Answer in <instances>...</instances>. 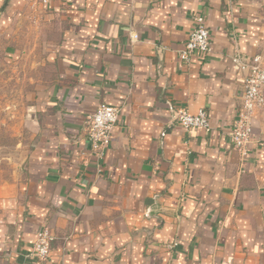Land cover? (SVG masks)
Returning <instances> with one entry per match:
<instances>
[{
    "label": "crops",
    "instance_id": "1",
    "mask_svg": "<svg viewBox=\"0 0 264 264\" xmlns=\"http://www.w3.org/2000/svg\"><path fill=\"white\" fill-rule=\"evenodd\" d=\"M196 14L212 51L184 63ZM237 48L264 60V0H0V69L32 83L23 160L0 170V264H264V111L246 154L227 134ZM103 103L120 114L101 159L86 121ZM170 106L208 110L211 129Z\"/></svg>",
    "mask_w": 264,
    "mask_h": 264
},
{
    "label": "built area",
    "instance_id": "2",
    "mask_svg": "<svg viewBox=\"0 0 264 264\" xmlns=\"http://www.w3.org/2000/svg\"><path fill=\"white\" fill-rule=\"evenodd\" d=\"M194 26L189 34L185 47L180 51V59L189 63L196 51L208 54L212 51L210 30L202 15L193 18ZM137 39L138 35L131 36ZM234 39L237 41L236 37ZM244 79L242 101L235 116L233 126L227 133L229 139L242 154L251 142L254 120L264 111V60L263 56H247L238 48L229 56ZM171 121L184 129H211L210 113L206 109H199L191 113L185 108L170 106ZM120 108L103 103L91 114L86 121L87 141L93 153L103 158L110 145L111 132L116 125ZM264 144V141L262 142ZM55 236L44 227L38 231L31 255L40 260H47L50 256L52 242Z\"/></svg>",
    "mask_w": 264,
    "mask_h": 264
},
{
    "label": "rangeland",
    "instance_id": "3",
    "mask_svg": "<svg viewBox=\"0 0 264 264\" xmlns=\"http://www.w3.org/2000/svg\"><path fill=\"white\" fill-rule=\"evenodd\" d=\"M30 79L22 65L0 69V170L4 175L21 164L29 141L22 131V114Z\"/></svg>",
    "mask_w": 264,
    "mask_h": 264
}]
</instances>
